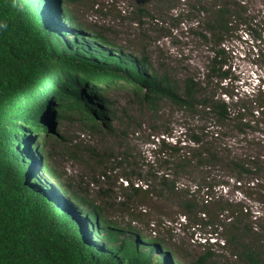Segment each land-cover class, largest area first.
<instances>
[{"label": "trees", "instance_id": "trees-1", "mask_svg": "<svg viewBox=\"0 0 264 264\" xmlns=\"http://www.w3.org/2000/svg\"><path fill=\"white\" fill-rule=\"evenodd\" d=\"M75 1L18 0L23 4L19 11L11 7L12 0H0V23L7 25L0 28V264H178L165 241L159 235L143 234L136 222L146 215L143 203L154 207L151 201L157 203L172 195L182 221H190L192 215L195 217V206L202 202L200 186L196 190L178 187L169 172L148 170L142 175L126 154L112 158L113 165L108 167L110 154L93 150L83 152L88 179L70 183L46 163L47 154L36 141L41 136L57 139L54 123L63 111L76 115L91 130L110 133L112 113L105 92L114 86L128 89L151 111L165 99L192 112L198 107L215 121H233L240 128L251 124L264 128V84L251 97L249 107L238 101L240 97L234 99L226 92L224 98L213 88L229 78L228 69H224L225 37L244 25L253 39H261L264 28L252 27L253 19L247 18L241 3L224 0L218 5H205L204 0H195L189 5L190 11L203 19L196 34L209 47L203 84L190 76L177 82L167 69L157 73L144 55L115 48L101 34H89L65 7L66 2ZM137 10L144 12L142 7ZM40 72L42 76L37 77ZM32 78L37 86L24 91L23 99L11 109L9 103L17 87ZM16 118L22 123L15 122ZM205 136L201 131L190 133L188 139L194 145ZM172 138L159 140V153L163 155L165 150V162L181 149L179 140ZM203 147L206 156L197 151L195 163H201L202 157L206 162L216 158L207 151L211 149L208 144ZM76 151L80 152L71 150V154ZM192 157L181 159V163H190ZM229 163L230 170H238L236 179L253 170L240 160ZM253 165L256 167L257 162ZM114 166H122L117 184L110 178ZM180 167L182 164L175 163L169 174L177 173ZM43 172L50 180L40 176H45ZM259 183L255 186L264 198V183ZM206 186L210 188L211 184ZM117 192L121 200H116ZM222 203L217 206L219 213L229 210V203ZM113 206L115 218L106 214V207ZM136 207L138 211L133 209ZM125 213L127 220L119 218ZM150 213L155 215L153 210ZM240 214L230 212L223 220V225L226 221L230 228L215 236L232 243L239 237L238 231L253 235L256 231L251 226L240 223ZM241 252L247 264H263L256 249L242 244ZM211 256V250L205 247L191 264H211Z\"/></svg>", "mask_w": 264, "mask_h": 264}, {"label": "rangeland", "instance_id": "rangeland-1", "mask_svg": "<svg viewBox=\"0 0 264 264\" xmlns=\"http://www.w3.org/2000/svg\"><path fill=\"white\" fill-rule=\"evenodd\" d=\"M194 1L77 0L66 2L65 7L75 22L89 34H101L115 48L144 55L157 73L167 69L169 76L177 82L190 76L201 85L209 47L196 34L203 19L190 11L189 5ZM229 1L245 7L248 17L244 16L253 19L249 22L252 27L264 28V0ZM221 2L225 1H203L205 5H218ZM139 7L144 9L143 13L138 12ZM27 10L32 14L29 7ZM244 29L242 25L236 33L225 37L224 69H228L229 78L213 88L216 93L222 92L220 96H227L226 92H230L234 99L240 97L238 101L249 107L250 100H253L251 97L256 96L262 87L260 85L264 84V29L260 31L261 39H253ZM40 76L42 72L37 75ZM35 82L32 78L30 82H22L17 87L9 103L11 109L23 99L24 91L37 86ZM105 94L112 113L110 133L91 130L76 115L63 111L54 123V130L59 135L57 139L50 137L46 140L44 136L37 139V145L42 146L47 154L46 163L57 171L60 178L70 183L82 177L88 179L84 150L103 152L105 155L109 153L108 167L113 165L112 158L119 159V156L126 154L128 161L142 175L148 170L167 174L175 163L182 164L177 173L167 175L175 180L178 187L196 190L200 186L202 202L194 208L195 217L192 215L190 221H182L183 216L172 195L169 199H159L158 204L151 201L154 207L149 202L143 203L146 215L142 221L136 222L137 228L147 236L159 235L178 264H191L205 247L211 250V264H247L241 252L242 244L256 249L264 264V198L259 196L255 186L257 182H260L258 185L264 183V128L260 125L255 127L254 124L249 128H240L234 126L233 121H215L208 114L200 112L198 107H194L192 112L175 107L165 99H161L156 110L151 111L143 101L123 87H110ZM15 122L22 123L19 118ZM201 131L205 132V139L191 145L189 134H199ZM175 137L181 149L172 159L170 157L169 162H165V150L163 155L159 153V140L163 138L167 142L172 138L175 141ZM205 144L211 148L207 151L216 157L211 162L203 158L206 155L201 149ZM71 150L80 152L76 151L73 155ZM197 151H202L201 156L205 155L201 163H195ZM189 156H193L190 163H181V159L189 160ZM229 160L243 161L249 170L253 166V170L249 174H241L242 179H236L238 170L229 169ZM254 162H257L256 167ZM121 172L122 166L113 167L110 173L112 182L119 183ZM208 183L211 189L206 186ZM93 190L92 187L90 191ZM116 194L119 195V192ZM118 199H122L120 195L116 197ZM225 201L229 203V210L219 213L217 206ZM133 209L138 211L137 207ZM151 210L155 211V215L149 214ZM115 211V206L111 209L106 207V214L111 218L116 217ZM232 211H240V223L251 226L256 234L245 235L238 231L239 237L232 243L217 238L214 233L222 231L223 235L230 228L226 221L223 225V220ZM119 218L127 220V213ZM156 220L161 222L157 223Z\"/></svg>", "mask_w": 264, "mask_h": 264}, {"label": "clouds", "instance_id": "clouds-1", "mask_svg": "<svg viewBox=\"0 0 264 264\" xmlns=\"http://www.w3.org/2000/svg\"><path fill=\"white\" fill-rule=\"evenodd\" d=\"M11 7L14 8V9H17L19 11H22L23 10V4L19 3L18 0H12V4H11ZM7 25L4 24V23H0V28H6ZM43 175L40 174V176L43 178V179H47V180H50L48 178V176L46 175V173L43 172Z\"/></svg>", "mask_w": 264, "mask_h": 264}]
</instances>
